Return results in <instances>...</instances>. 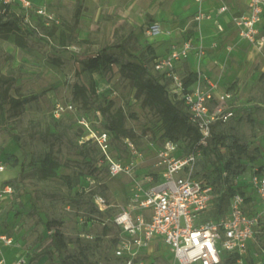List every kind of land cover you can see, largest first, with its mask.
I'll use <instances>...</instances> for the list:
<instances>
[{
  "label": "rangeland",
  "instance_id": "rangeland-1",
  "mask_svg": "<svg viewBox=\"0 0 264 264\" xmlns=\"http://www.w3.org/2000/svg\"><path fill=\"white\" fill-rule=\"evenodd\" d=\"M31 1L32 8L27 9L20 0H10L11 7L24 17L20 28L0 26V71L15 77L12 95L29 97L19 109L6 104L3 113L0 108V160L6 165L0 171V185L17 177L12 196L0 202V231L12 234L20 243L17 251L26 255L27 264H48L43 252L49 233L45 221L58 219L71 241L72 253L84 252L95 264H125V258L115 253L119 228L111 217L119 205L129 200L135 178L144 187L160 178L165 167L158 164L156 153L162 145L163 127L157 113L142 106L136 88L119 71L127 54L115 50L119 61L102 73L91 71L85 62L105 45L125 43L132 51L143 53L150 64V47L159 55L182 44L185 35L181 28L193 15L186 17L194 10L195 2L83 0L79 21L75 23L78 0ZM38 5H44L51 17L38 14ZM233 5L239 8L242 1L233 0ZM154 19L175 24L174 36L163 33L147 37L144 25ZM41 20L55 25L54 35L43 34ZM33 29L38 30V36L31 34ZM61 32L68 34L66 48L60 45ZM234 36L231 32L227 41L231 50L220 65L211 58L203 68L213 80L237 85L243 104L252 101L256 105L249 111L241 104L237 117L215 127L216 132L234 133L246 143L247 154L240 160L242 165L235 167L231 183L249 195L251 172L254 166L264 165V50L245 42L236 43ZM182 66L185 71L190 65ZM83 86L87 100L82 94ZM57 103H72L74 109L55 116ZM99 103L108 113L120 116L126 129L136 133L132 141L143 156L137 158L133 174H110L106 155L94 137V133L108 129ZM83 119L87 124L81 122ZM228 142L225 139L217 143L225 154L229 153ZM49 151L55 174L42 177L41 168L47 163ZM108 152L112 158L125 162L131 156L127 146L114 137ZM208 158L211 162L215 156L210 154ZM199 168V175H208L212 166L206 160ZM147 174L150 179L145 178ZM64 175L72 181L79 176V181L70 187ZM95 193L106 197L110 203L107 209L94 205ZM34 251L40 254L32 259ZM228 257H232L231 252L224 256L222 264H227ZM251 260L248 249L242 264ZM172 262V252L160 242L141 249L133 260V264Z\"/></svg>",
  "mask_w": 264,
  "mask_h": 264
},
{
  "label": "built area",
  "instance_id": "built-area-1",
  "mask_svg": "<svg viewBox=\"0 0 264 264\" xmlns=\"http://www.w3.org/2000/svg\"><path fill=\"white\" fill-rule=\"evenodd\" d=\"M20 1L27 9L32 8L31 0ZM196 1L198 9L192 18L196 24L192 28H183L185 36L182 44L172 46L166 54L154 58L151 68L169 79L170 96L184 101L200 137L188 150H184L179 142L170 139L164 141L156 153L158 164L165 167L160 178L147 187L135 178L129 200L119 205V209L112 214L111 220L119 228L115 253L125 258V264H133L138 252L149 246L155 237L160 238L172 252L171 264H221L223 256L228 252L239 255L233 264H242L249 240L256 236L264 224V169L259 167H254L250 176L260 201L257 212L249 213L246 195L236 192L230 199L226 213L216 219L203 216L212 206L213 186L206 177L196 174L197 163L208 146L213 126L237 117L242 103L235 89L224 87L219 81L213 80L202 67L207 53L202 21L214 19L216 30L223 32L225 26L219 17L229 12L230 0H219V4L211 10L204 8V0ZM35 10L40 15L51 17L44 5H38ZM230 20L237 27L241 41L264 50V31L260 26L264 21V0H247L246 9L233 14ZM143 31L147 37L173 34L172 29L164 27L157 20L146 23ZM219 45V40L211 43L212 48ZM226 50H231L230 44L226 45ZM192 53L197 77L186 87L183 76L177 71V63L189 58ZM244 107L250 108L249 105ZM73 109L72 103H57L54 115L59 116ZM81 122L87 124L84 119ZM94 137L106 155L111 175L121 172L133 174L138 164L137 158L143 154L130 138L122 137L131 154L125 162L112 158L108 152L113 137L109 129L94 133ZM5 166L0 160V171ZM145 178L151 177L147 174ZM13 193V184L0 185V202L10 198ZM93 200L99 209L110 206L102 194L95 193ZM145 209L149 210L148 216ZM13 246L20 249V243L12 234L0 231V264H27L26 255H22L21 251H17L14 259L9 262L4 249ZM261 264H264V259Z\"/></svg>",
  "mask_w": 264,
  "mask_h": 264
},
{
  "label": "trees",
  "instance_id": "trees-1",
  "mask_svg": "<svg viewBox=\"0 0 264 264\" xmlns=\"http://www.w3.org/2000/svg\"><path fill=\"white\" fill-rule=\"evenodd\" d=\"M83 0L77 1V6L74 12V21L78 23L79 16L82 11ZM23 15H20L12 7L10 2H0V26L12 28H20L24 23ZM46 20L39 22L43 29L45 36L54 35L55 25H46ZM38 30L33 29L31 34L38 36ZM68 34L61 32L59 35L60 45L66 48L68 44ZM115 50H119L120 54H127L128 59L121 62L119 71L122 76L129 79L132 85L136 88V95L141 98V104L144 107H149L157 113L162 123V133L160 135L162 144L167 139L179 142L184 150H188L195 144L199 137L200 132L197 126L191 121L189 111L182 99H173L168 91L169 79L165 78L162 73L153 71L151 63H147V59L143 53L132 51L125 43L108 44L101 47L96 53L90 55L85 66L91 71H98L102 73L106 69H112V64L118 62V56ZM152 61L158 57L154 49L150 47ZM151 61V62H152ZM197 74L194 70H190L184 77V84L186 87L190 86L196 79ZM15 77L12 75H5L0 71V108L5 111L6 104L10 107L19 109L29 97H17L10 93ZM93 92H94V86ZM82 94L87 100L86 86L81 87ZM85 90V91H84ZM95 95V93H93ZM103 117L105 118L107 128L113 133V137L120 140L124 145L129 146L122 140V137H128L132 141L135 139L136 133L133 129H126L123 125V120L117 115L108 113V109L99 103ZM213 126L212 135L209 139L208 146L204 149L202 157L198 161L197 175L206 177L213 186V201L211 208L203 215L204 218L216 219L228 211L230 199L236 192L246 194V191L241 187L234 186L231 183V178L235 173V167L241 166L240 160L247 154L246 143L240 142L239 137L234 133H221L216 132ZM15 140L19 141L16 135H13ZM228 139L229 153L225 154L218 146V141ZM133 142V141H132ZM134 143V142H133ZM135 144V143H134ZM136 146V145H135ZM137 147V146H136ZM213 154L215 159L210 162L208 156ZM250 159H255L254 156L249 155ZM211 163L212 169L210 174L199 175L198 169L200 164ZM45 163L41 168V176L47 177L55 174V170L51 163L54 162L51 152L46 155ZM24 164V163H23ZM22 164V169L23 165ZM23 174V170H21ZM20 173V174H21ZM67 178L68 185L74 186L79 181V176L74 181L70 179L69 175H64ZM159 178H157L158 180ZM17 177L5 181L16 185ZM95 205V203H94ZM96 206V205H95ZM97 207V206H96ZM98 208V207H97ZM99 209V208H98ZM62 222L58 219H48L45 221V226L49 231L47 235L48 242L44 249L47 255L48 264H95L89 259L86 253H72L70 251L69 243L71 242L61 229ZM105 231L107 228L105 227ZM118 241L117 239H115ZM40 253L34 251L32 259L36 258ZM56 254V255H55ZM239 257L237 253L232 254L225 260L227 264H233ZM223 262V261H222ZM222 264V263H221Z\"/></svg>",
  "mask_w": 264,
  "mask_h": 264
},
{
  "label": "crops",
  "instance_id": "crops-1",
  "mask_svg": "<svg viewBox=\"0 0 264 264\" xmlns=\"http://www.w3.org/2000/svg\"><path fill=\"white\" fill-rule=\"evenodd\" d=\"M195 2V6H194V10H192L190 13H188L187 16H192L189 17V20L186 21V24L184 25V27H182L181 29L183 30V28L188 27V28H192L196 23H194L192 21L193 16L195 15L197 9H198V3L196 0H193ZM242 1V6L239 8H236L235 5H233V0H230V10L229 12L221 15L219 17V20L224 24L225 26V30L223 32H218L216 30V26H215V22L214 19H204L202 21V33L204 35V43L205 45H207V53L203 59V64L202 67L205 65V63H207L208 60H210L212 58V61L214 64H219L221 63V61L228 56V51L225 48V44H228L227 41L229 40V35L231 32H233L235 34V40L236 43H243L244 41H241L239 35H238V29L237 27L231 22V16L235 13H241L242 11H244L247 7V0H241ZM219 4V0H204L203 1V6L204 8H206L207 10H211L213 7H215L216 5ZM157 20V19H154ZM153 21V20H151ZM160 21V20H157ZM149 22V21H148ZM146 22V23H148ZM162 23V25L164 27L170 28L172 29V35L174 36L175 33V24H165L164 22L160 21ZM145 23V24H146ZM262 30L264 31V21L260 24ZM183 34L185 35V32L183 31ZM170 36V37H171ZM214 40H219L220 45L216 48H212L211 47V43ZM171 47H169L167 50H165L164 53L159 54L158 56H162L164 54H166L168 52V50ZM184 64H189L190 66L184 71V69L182 68ZM194 57H193V53L190 55L189 58L187 59H183L178 61L177 63V71L180 75H182L183 77L190 71V70H194ZM203 70L205 71V73L207 74L206 70L203 68ZM221 83V85H223L224 87L227 88H232L235 89L237 91V97L240 100V102L243 104V102L241 101V97L239 96V88L237 85L234 84H230V85H226L223 81H219ZM246 102V101H245ZM243 105H249V111H253L255 108V103L252 101L247 102V104H243ZM263 106V104H262ZM246 108V107H245ZM244 110V109H243ZM247 110V108L245 109ZM139 160V159H138ZM254 167H259L260 169H264V165L262 166H254ZM147 187V186H146ZM246 201H247V207L249 204V213H255L260 209V201H259V197L256 193V190L254 189L253 185L250 182L249 179V195L246 192ZM146 215H149V210L145 209L144 210ZM160 242L163 243L162 240L158 237H155L149 245H154L155 243ZM248 249H249V253L252 256V260L250 261L249 264H261L262 260L264 259V224L263 226L259 229V231L256 233V236L254 238H251L248 242ZM248 249H247V253L244 256V261L246 259V256H248ZM17 250H19V248L17 247H5L4 251L5 254L7 255V258L10 261H12L14 259L15 253L17 252ZM227 254V253H226ZM225 254V255H226ZM224 255V256H225ZM223 256V258H224Z\"/></svg>",
  "mask_w": 264,
  "mask_h": 264
}]
</instances>
